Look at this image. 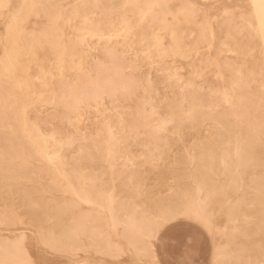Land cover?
Listing matches in <instances>:
<instances>
[{"label":"rangeland","instance_id":"obj_1","mask_svg":"<svg viewBox=\"0 0 264 264\" xmlns=\"http://www.w3.org/2000/svg\"><path fill=\"white\" fill-rule=\"evenodd\" d=\"M15 1H16V3H15ZM115 1H116L115 9L114 8L113 9L108 8L105 11H103L101 9V5L109 2V0H87V1L86 0H50V3H49L50 8L48 10H46V12H44L43 7L39 6L37 4L36 0H28V1L22 0V2H21V0H4V1L2 0V3H3L2 5H9L10 7H0V53L3 54V55L0 54V66H1V70H2L1 71L2 78H0V85H1L0 86L1 87L0 88V100L6 98L4 100H6V102H7V105H8V106L6 105L7 109L10 111L12 108L11 112L13 113V116L15 117L13 119L15 132H12V134L15 137H17L19 140L30 143L32 149L34 151L36 150V152L38 151V145L32 139V134H34V132H31L32 130H34L33 127L35 126V124L37 126L39 125L38 127L40 129H42V132L45 131L44 133L54 131L55 135L58 136L60 138V140L62 139L61 140L62 142H66L65 138H66L68 131H70V129H72L73 126H75V125H77V127H80V128H85L86 132L88 133V136L91 137V136H93V129H94L93 126L94 125H93V123H90V122H91V120L93 122V118L103 117V115L104 116L106 115L105 114V112H106L109 115H111L110 119H111L112 123H114L115 120L117 119V117L121 118L120 116L124 115L126 117L123 116V119H125V118L130 119L132 117V115H134L133 112H134V105L135 104H133V103H135L136 98L139 95H141V94H139V93H141L139 91V86L142 84L144 79H148V78L150 80H152L153 87L155 88L156 91H158L157 95L153 96L154 99L151 100L150 104L153 105V103H154L155 109L160 111V112H164L166 110V107L164 105H166L168 100L163 98V99H161V102H160V100H157V99L159 98V96H164V95L166 96L167 95L165 87H164V85H166V84L170 86V88L168 90L171 91L170 93H173V94L182 93V94L189 95V96L191 94L192 95L200 94L204 98L207 97V95H208L210 98H206L207 102H202V104L199 106V109L204 112L203 115H204L205 119L201 122L200 126L198 127V128L201 127L200 129H198V134L201 137H206V135H208V133L212 132L213 130H216L218 127L216 126L217 122H216L215 118H213L214 114L216 115V117L221 115V114L224 115L223 121H224L225 125L232 130V134L227 139L224 138V134L218 135L216 137V139H217L216 145H217V147H220V148L230 146L233 149V152L231 154L233 162L236 163V161L238 162V160L245 158L246 161L248 162V164L245 166L232 165L233 171L236 169V171H234V178H235L234 180H235V186H236L235 189L236 190L235 191L226 190L225 195H224L225 199H227V200L231 199L235 204H237L236 205L237 208L240 209V210H237L235 212L236 216L234 213L233 217L231 219H229L230 220L229 221L220 213V209L216 208V205L213 206L212 202L210 203L211 200H207L204 204V208L207 209L209 212H210V210L212 211L211 213L213 215V225H214V229L216 230V231L213 230L211 232L212 233L211 236H209V233L204 228H201L199 225H197L191 221H186V220L183 221V224L186 225V227L183 229V231L185 233H191L195 237V241L193 244V253H192L191 259L194 260L195 264H209V262L211 261L213 244L215 242H216V244L218 242H223V243L226 242V240L224 238H220L218 236L217 231L219 230V231L223 232L225 235L230 236V231H229L230 229H232V231L235 233V237L233 238L234 240L232 239V242L236 241L235 243H238V244L242 245L243 248H245L243 251L244 253L241 252L242 254H240L238 260L247 259L248 256H252L253 258H258L260 255V251H261L260 248L262 246H264V224H263L264 223L263 222V220H264V194H263L264 193V185H263L264 184V176H263L264 175L263 174L264 173V165H262V164H264V121H263L264 120V112H263L264 111V67H263L264 66V61H263L264 60V58H263L264 54H263V49H262L263 48L262 42H261V39L259 38V35L257 32L255 20L253 19L252 15H251L250 5H249L248 1L247 0H165L166 3L168 4V6L171 8H175L176 6L182 4L185 8H187V10L190 8L188 11H191L188 18H186L185 20H182L181 23H179L178 27H177L176 34L178 36V48H180L178 50L180 52H178L177 56L175 53H173L172 51H171L172 52L171 53L170 50H167L165 48V46H163V44L166 45L168 43V37L167 36L163 37V39H162L163 44H160V46H159L158 42H155L163 33V27L160 25L159 21L156 18L148 16L146 14H144V15L137 14L134 9L133 10L130 9L131 5L129 2H127V0H114V2ZM123 3H125V4H123ZM127 3H129V4L127 5ZM185 3H186V5H185ZM21 4H29V5L34 4V5H37V7H35V8L29 7V8L21 10L19 8V5H21ZM188 4L192 5V7H190V5H188ZM122 10L124 12H122ZM226 13H227V15H226ZM66 15H68V16H66ZM14 16L16 17L15 19H13ZM91 17H92V19H91ZM192 18L194 21L191 20ZM122 19H126V22H124ZM136 20H137V22H136ZM201 20H202V22H201ZM203 20H204V22H203ZM199 21H200V23H197ZM135 22H136V24H135ZM243 22H244V24H243ZM250 22L255 25V28L249 27ZM91 23L92 24L96 23L100 28L105 27L106 29L108 28V30H110V31L112 30V32L114 34V38L119 37V39L122 38L124 40L127 50L123 49L122 54H123V57L125 60H127V61L130 60V65L131 64L132 65L128 68H126V67L123 68V73H125V75L129 74L133 78L138 79V81H139V83L137 81V83L139 85H137L136 89L134 88V91L132 92V94H130V95L129 94H124V95L123 94L122 95L117 94L116 104L119 106L118 110L121 112V114H120V112L118 114V111H115V109H112L113 108L112 103L109 102L110 99L108 100L107 97L102 98V99H98L96 104L89 102L92 107L86 108L85 111L83 110V108H79L78 106H76L75 100L73 102H71V100H73V97L75 95V90H78L82 80L85 78H90V76H91L88 61H89L90 66H92V63H90V62H93L92 59H94V58L96 59L97 57L99 59L103 58L102 54L99 53L100 50H98L97 47L94 45V43L96 41L94 35L90 34V33H92V31L89 30L92 28V26L89 27V25H92ZM138 23H139V25H138ZM41 24H43V25H41ZM220 24H221V26H220ZM84 25H85V27H83ZM115 27H116L117 32L115 30ZM43 29H45V30H43ZM187 29H188V32L186 31ZM209 30H211V31H209ZM45 31L48 32V34ZM131 31H132V33H131ZM35 33H36V36H35ZM39 33H41L42 35H40ZM58 34H60L61 36L60 35L58 36ZM153 34H155V35H153ZM80 35L85 38V41L79 40V39H81ZM46 36H48V37H46ZM150 36H152V37H150ZM194 36H195V39H194ZM33 38H35L36 40ZM70 38L72 40H70ZM138 39H139V41H138ZM42 40H44V42H41ZM37 41H38V43H36ZM46 41H48V42L46 43ZM70 41H71V43H70ZM85 42L88 44H86ZM56 43H57V45H55ZM50 44L53 45V47L50 46ZM195 44H197V45H195ZM238 44H239V46H238ZM70 45L73 47H71ZM67 46H69V47H67ZM78 46L80 47V49ZM48 47H50V49ZM35 48H36V50H35ZM71 48H73V49H71ZM92 48L94 51L92 50ZM53 49H54V51H53ZM47 51H48V53H47ZM87 54L92 55V56H88ZM74 56H75V58H74ZM83 57H84V59H83ZM51 58H52V60H51ZM89 58H90V60H89ZM47 60L49 61V63L46 62ZM56 61H58V62H56ZM65 61H67L68 63H65ZM208 61H209V63H208ZM214 62H215V64H214ZM41 63H42V65H41ZM59 63H61L60 66H59ZM75 64H76V66H75ZM22 65H24V66H22ZM69 65L71 67H69ZM83 66H84V68H83ZM16 67H17V69H16ZM20 67H21V69H19ZM133 68H135V69H133ZM220 68H221L222 72L220 71ZM52 70H53V72H52ZM82 70H83L84 74H83ZM85 72H87V73H85ZM227 72H230V74ZM23 73L27 74L26 77H24L25 74H23ZM243 73H244V75H243ZM38 74L40 75V77H38ZM16 75L17 76L19 75V76L17 77ZM87 75H88V77H87ZM164 75H168V77H169L167 79L168 81L163 79ZM222 76H223V79L221 78ZM14 77H16V78L14 79ZM142 77H143V79H142ZM216 77H218V78H216ZM245 77H246V79H245ZM27 79L30 82H28ZM45 79H46V81H45ZM49 79H50V82H49ZM73 79L77 81V83H76V81H74L75 85L73 83ZM65 80H66V82H68V80H69V82L71 80L72 81L70 83L68 82L69 83V85H68V84H66ZM187 80L189 81V83ZM59 81H61V82L64 81L65 84L61 83ZM223 81H224V83H223ZM25 82L27 84H25ZM42 82H44V83H42ZM194 82H195V85H194ZM240 82L242 83V85ZM220 83H222V84L220 85ZM38 84H40V86ZM182 84H184V85H182ZM25 85H28V86L26 87ZM62 85H64V86H62ZM222 85H223V89H222ZM258 86L261 88V89H259V91H257L259 88ZM51 87H53V88H51ZM12 88L14 89L13 91H12ZM25 88H26V90H25ZM66 88L72 89L73 92H71L72 90H70V89H69L70 91L68 89L66 90ZM181 88H182V90H181ZM208 88H209V90H208ZM18 89L20 90L19 93H18V91H19ZM44 89H45V92H44ZM15 90L17 92H15ZM22 90H23V92H22ZM48 90H50V91H48ZM1 91L2 92L5 91L4 94ZM12 92L14 95L12 94ZM21 94H24V95L26 94V95L24 96ZM12 95H13V97H12ZM36 95L39 97H37ZM18 96H20V97H18ZM29 96H31V97H29ZM156 96H158V97H156ZM9 97L12 99L11 100L12 102H10ZM21 97H22V99H21ZM23 97H25L24 101H23ZM233 97H234V99H233ZM18 98H20V99H18ZM230 98H232V99H230ZM227 99H228V101H227ZM15 101H17L16 102L17 104L15 103ZM28 101L31 103H29ZM157 101L159 104L157 103ZM8 102L11 103V104L9 103L11 106L8 104ZM52 103H54V105ZM55 103H56V105H55ZM23 104H24V106H23ZM28 104H29V106H28ZM108 104L109 105L111 104L110 107ZM98 105L100 107H98ZM145 105H147V106H145ZM145 105L143 107H145L147 110L151 109V107H149V103H147ZM234 105H235V107H234ZM13 107H15V109ZM229 107H230V109H229ZM71 108H73V110ZM240 109H242V110H240ZM106 110H108V111H106ZM257 110H259V112ZM15 111L17 112V115H16ZM69 112H71V113L69 114ZM227 112H229V113H227ZM240 112H241V114H240ZM256 113H257V115H256ZM67 116H68V118H67ZM163 116H164V114L161 113L160 116L157 117L155 120L147 121L148 123L147 122H145V123L146 124L157 123V124H161L162 126L166 127L164 122L158 121ZM20 117H22V118H20ZM234 117L236 119H233ZM240 118H241V120H240ZM67 119H68V121H67ZM79 120H81V121L79 122ZM206 120H208V121H206ZM253 120H255L254 121L255 124H253L254 123ZM251 122H253V123H251ZM70 123L72 126L69 125ZM22 125H23V127H22ZM260 126H262L263 128L259 129ZM25 127H27V128H25ZM91 127H92V129H91ZM21 128H23V130ZM64 129H65V131H64ZM192 129L194 130L197 128H192ZM29 130H30V132H29ZM90 130H91V132H90ZM58 132H59V134H58ZM26 134H27L28 138L26 137ZM166 134L170 140H173L172 146H174V147L177 146L178 148H180V149L182 148V150L187 151L188 142H187L186 138H184V139L186 140L187 143L185 142L183 137L178 133L167 131ZM258 135H260V137ZM249 138H250V141L247 140ZM259 138H261V139H259ZM130 139H131V137L126 134L124 137L125 145L126 146L128 145L127 147H129V149H131L132 151L134 150L135 153H137L136 151L139 152V147L137 148L135 143H134V141L136 139H131V141L133 140L132 142L130 141ZM251 139L253 141V144L255 143L256 145L255 144L253 145L251 143L252 142ZM254 140H257V141H254ZM97 141H100L101 143H103L105 141L103 143V145L105 147L100 142H97ZM95 142H96L95 145L89 141H85V144L90 146L91 149H93L99 153V154L96 153V158L98 159V160L97 159L96 160L99 161L100 163H103V164L105 163L104 165H106L108 168H110L112 174L114 173V171L116 169H118V167H119V169H121L122 168V162L125 158V154L118 151L117 153H115L112 156L113 159L112 158L108 159L109 154L111 156V153L108 151V147H107L109 144V143H107L108 141L106 142L105 138H100L99 140H96ZM257 142H258V145H257ZM79 144H80L79 140H75V141L69 143L68 145L66 143H63V149L65 147H71L72 149L73 148L75 149V148H77V146ZM118 145L121 147L120 143ZM235 145H236V147H235ZM99 146L100 147L102 146V147L99 148ZM249 146H251V147H249ZM243 148H245L246 150L245 149L243 150ZM241 150H243V152H241ZM61 151H62V149H61ZM103 151L105 152V154ZM245 151L247 152V154ZM254 151H256V152H254ZM251 152H253V153H251ZM249 153H251L250 156H249ZM101 154H102V157H101ZM246 155H248V156H246ZM36 156L38 157V159L31 160V164L33 166V173L35 172L34 173V179L35 180L29 181V182L16 180L17 185L32 189V192L30 193V198H32L33 200L42 199V201L44 199V201L46 203L53 204V206L55 207L54 209H56V211H57V209H59V210H61V212L68 213V215L71 214L72 211L75 212V211L81 210L79 208H86V206L88 207V205H89L88 202L82 201L80 198L77 199V194L66 191L64 188L65 186L63 187L64 184L67 185V182L69 183V181H68V179H69V177H68L69 165L67 163L62 161V163H60V165H59V163H57L56 165L52 163L53 164L52 165L51 162L46 158V155L41 151L39 153H37ZM247 157H249V158H247ZM107 160H108V162H107ZM109 160H111V163H109L110 162ZM259 162H262V164L261 163L259 164ZM57 165H59V166L57 167ZM62 165H63V167H62ZM49 167H50L52 173H51V171H49V169H48ZM59 169L61 172L59 171ZM260 172H262V173H260ZM209 173L214 174V170L210 169ZM65 174H66V176H65ZM42 175H43V177H42ZM215 175L216 174H214V176ZM258 175H259V177H258ZM254 176H256V177H254ZM262 176H263V178H262ZM49 177H50V179H48ZM110 178H112V175L110 176ZM110 178L107 180V184L110 188H112V190H110V188H109V192L113 193V192L119 190L121 186H119L118 181L114 180L113 178L112 179H110ZM220 178H222L221 175H220V177H218V179H220ZM53 180L56 181L57 183L54 182ZM51 181H52V183H51ZM251 183H252V185H250ZM242 184H244V185H242ZM251 186H253V187H251ZM63 188H64V190H63ZM249 190H251V191L249 192ZM61 191H63V192H61ZM67 192H68V194H67ZM199 193H200V191H199ZM259 196H261V197H259ZM70 197L72 199H69ZM256 197L260 198L259 202L256 199ZM246 198L248 200H246ZM251 198H253V199H251ZM7 199L10 200L8 202H11V203L14 202L13 203L14 204V214H19V212L21 213L23 211L22 207H24V209H26L25 206H23L24 201L21 203V200L18 198L17 195H15V193L9 194ZM71 200L74 201V202H72V203H74L73 205H71L69 203ZM78 200H79V202H78ZM248 201H250V202H248ZM207 202H209V203H207ZM242 202L245 204H243ZM247 202L249 203L248 205H247ZM261 203H263V204H261ZM80 204H82V205H80ZM243 205L245 208L243 207ZM250 206H253V207H250ZM15 207H16V209H15ZM72 207H74V208H72ZM255 207H257V208H255ZM67 209L71 213H69ZM256 209H258V210L256 211ZM98 210L100 211L99 213H101L99 215H104L107 213L104 216L108 217L110 214V212L107 209H102V210L98 209ZM49 211H50V213H54L55 210L50 209ZM242 212H244V213L242 214ZM241 214L244 216L246 215L245 216L246 218L244 219L243 218L244 216H242ZM247 215L249 217H247ZM69 216H70V218H72V215H69ZM19 217L21 218V216H19ZM240 217H241V219H240ZM242 219H244V220H242ZM261 219H263V220H261ZM20 220H22L23 223H22V221L20 222L17 218H15L14 221L12 222V225L11 224H9L7 226L6 225H0V237H7V238L13 237V238H15L19 235H23L24 236V244L27 248V252H28L30 260L47 259L49 261H54V262H64V264L68 263L67 256L45 254L42 250V244H40V242L38 240L37 233L27 223V220L25 218H22ZM50 222L51 221L46 222L45 224L50 223ZM226 222H228V223H226ZM231 222H233V223H231ZM236 222L238 224L237 226H236ZM239 224H241V226ZM10 225H11V227H10ZM245 225H246V227H245ZM242 226H244L247 230L245 228L243 229ZM225 228H226V230H225ZM110 230L112 231V229H110ZM240 230H241V232H240ZM19 232H21V233H19ZM237 233H238V235H236ZM247 234H248V236H247ZM240 235H241V237H240ZM187 238L188 237L186 235L185 239H187ZM227 238H229V237H227ZM227 240H228V243L231 241L229 239H227ZM258 240H259V242H258ZM256 245L258 246L259 250H257L258 248L256 247ZM255 249H256V251H255ZM253 251L255 252V254H253L254 253ZM249 252H251V253L253 252V253L251 254ZM81 254L78 258L81 260H91L93 257H96V256H93L91 251L90 252L88 251L86 253H81ZM157 255L162 256L163 253L158 251ZM171 256H172V254H170L169 257H166V258H171ZM242 256H243V258H242ZM99 257L101 259H103L102 261H100V264H124V263L130 264L131 263V256L129 255V253H125L117 259L116 258H106V257L102 258V256H98V258Z\"/></svg>","mask_w":264,"mask_h":264},{"label":"bare ground","instance_id":"obj_2","mask_svg":"<svg viewBox=\"0 0 264 264\" xmlns=\"http://www.w3.org/2000/svg\"><path fill=\"white\" fill-rule=\"evenodd\" d=\"M23 1H28V0H23ZM247 1L250 5L251 15H252L253 19L255 20L257 32L259 35V29H260V23H261L260 15L262 12H264V9L261 8V4L264 3V0H247ZM21 2H22V0H21ZM36 2L39 6L43 7L44 12H46V10H48L50 8V5H49L50 0H36ZM127 2H129L131 5L130 9H132V10L134 9L137 14H142V15L146 14L148 16L156 18L159 21L160 25L163 27V33L155 42H158V44L160 46V44H163V42H162L163 37L167 36L168 37V43L166 45L163 44V46H165V48L167 50H170V52L172 51L173 53H175L177 56L178 52H180V51H178L180 48H178V36L176 34L177 27H178V24L181 23L182 20H185L186 18H188V16L191 13V11H188L190 8L187 10V8H185L182 4L176 6L175 8H171L168 6V4L166 3L165 0H127ZM15 3H16V1H15ZM115 3H116V1L114 2V0H109V2L101 5V9L103 11H105L108 8L109 9H113V8L115 9ZM129 3H127V5ZM2 4H3L2 0H0V5H2ZM123 4H125V3H123ZM157 4L166 5V7H163V8L149 7L150 5H157ZM185 5H186V3H185ZM188 5H190V4H188ZM190 7H192V5H190ZM122 12H124V11L122 10ZM66 16H68V15H66ZM91 19H92V17H91ZM122 20L124 22H126V19H122ZM191 20L194 21L193 18ZM136 22H137V20H136ZM136 22H135V24H136ZM201 22H202V20H201ZM203 22H204V20H203ZM139 23H138V25H139ZM197 23H200V21ZM243 24H244V22H243ZM41 25H43V24H41ZM90 26H92V28L89 29L92 31V33H90V34H93L95 39H96L94 45L97 47L98 50H100L99 53L102 54L103 58L99 59L97 57L96 59L95 58L92 59L93 62H90V63H92V66H90L89 61H88L91 76H90V78H85L82 80L78 90H75L72 87L75 90V95L73 97V100H71V102H73L75 100L76 106H78L79 108H83V110L85 111L86 108L92 107L89 102L96 104L98 99H102V98L107 97L108 100L110 99L109 102L112 103V107H113L112 109H115V111H118V114H119V112H120L118 110L119 106L116 104L117 94H119V95H122V94L123 95L124 94L130 95V94H132V92L134 91V88L136 89L137 85H139L138 84L139 81H138V79L133 78L131 75H129V74L125 75V73H123V68H125V67L128 68L132 65V64L130 65V60L129 61L125 60L123 57V54H122L123 49L127 50L124 40L122 38L119 39V37L114 38V34H113L112 30L110 31V30H108V28L106 29L105 27L100 28L96 23L89 25V27ZM220 26H221V24H220ZM83 27H85V25ZM43 30H45V29H43ZM115 30H116V27H115ZM186 31L188 32V29ZM209 31H211V30H209ZM116 32H117V30H116ZM46 33L48 34V32H46ZM131 33H132V31H131ZM39 34L42 35L41 33H39ZM59 35L60 34H58V36ZM153 35H155V34H153ZM35 36H36V33H35ZM46 37H48V36H46ZM150 37H152V36H150ZM259 38H260V35H259ZM33 39H35V38H33ZM194 39H195V36H194ZM70 40H72V39L70 38ZM79 40L85 41V38L83 36H81V39H79ZM138 41H139V39H138ZM41 42H44V40H42ZM47 42L48 41H46V43ZM261 42H262V46H263L262 49H263V54H264V41L261 40ZM36 43H38V41ZM70 43H71V41H70ZM86 44H88V43H86ZM55 45H57V43ZM195 45H197V44H195ZM50 46L53 47V45H51V44H50ZM238 46H239V44H238ZM67 47H69V46H67ZM71 47H73V46H71ZM36 48H35V50H36ZM48 48L50 49V47H48ZM71 49H73V48H71ZM79 49H80V47H79ZM92 50H93V48H92ZM53 51H54V49H53ZM47 53H48V51H47ZM1 55H3V54H1ZM88 56H92V55H88ZM74 58H75V56H74ZM263 58H264V55H263ZM83 59H84V57H83ZM51 60H52V58H51ZM89 60H90V58H89ZM46 62L49 63L48 60ZM56 62H58V61H56ZM65 63H68V62L65 61ZM208 63H209V61H208ZM214 64H215V62H214ZM41 65H42V63H41ZM60 65H61V63H59V66ZM22 66H24V65H22ZM75 66H76V64H75ZM69 67H71V66L69 65ZM83 68H84V66H83ZM16 69H17V67H16ZM19 69H21V67ZM133 69H135V68H133ZM1 71L2 70H1V66H0V78H2ZM220 71H221V68H220ZM52 72H53V70H52ZM82 72H83V70H82ZM25 73H23V74H25ZM85 73H87V72H85ZM227 73L230 74V72H227ZM83 74H84V72H83ZM26 75L27 74H25V76L24 75L23 76L26 77ZM243 75H244V73H243ZM38 77H40L39 74H38ZM87 77H88V75H87ZM143 77H142V79H143ZM15 78L16 77H14V79ZM168 78H169L168 75L163 76L164 80H167ZM216 78H218V77H216ZM221 78L223 79V76ZM245 79H246V77H245ZM45 81H46V79H45ZM74 81H76V80L73 79V83L75 85ZM137 81H138V83H137ZM28 82H30V81L28 80ZM49 82H50V79H49ZM59 82H61V81H59ZM65 82H66V80H65ZM68 82H69V80H68ZM68 82H66V84L69 85L70 82L69 83ZM42 83H44V82H42ZM61 83H64V81ZM76 83H77V81H76ZM188 83H189V81H188ZM223 83H224V81H223ZM25 84H27V83L25 82ZM221 84L222 83H220V85ZM38 85L40 86V84H38ZM182 85H184V84H182ZM194 85H195V82H194ZM241 85H242V83H241ZM25 86L27 87L28 85H25ZM62 86H64V85H62ZM164 87H165L167 95L166 96L165 95L164 96L158 95L159 98L157 99V100H160V102H161V99H163V98L168 100L166 105H164L166 107V110L164 112H160V111L156 110L154 103H153V105L150 104L151 100L154 99L153 96L157 95L158 91H156L155 88L153 87L152 80H150L149 78L144 79L142 84L139 86V91L141 92L139 94H141V95H139L136 98L135 103H133V104H135L134 105V112H133L134 115H132V117L130 119H128V118L123 119L124 115L120 116L121 118H119L115 115L117 117V119L115 120L114 123H112V121L110 119L111 115H109L106 112H105V114H106L105 116L102 114L103 117L93 118V122H92V120L90 122V123H93V125H94V126L92 125L94 129H93V136H91V137L88 136V133L86 132L85 128H80V127H77V125H75V126H73L72 129L69 128L70 131H68L66 138H65L66 142H62L61 141L62 139L60 140V138L55 135L54 131L44 133L45 131L42 132V129H40L38 127L39 125L37 126L35 124V126L33 127L34 130H32L31 132H34V134H32V139L38 145V151L37 152H36V150L34 151L32 149L30 143L19 140L17 137H15L12 134V132H15L14 131V123H13V119L15 117L13 116V113L11 112L12 108L10 111L7 109L8 105H7L6 100H4L6 98L1 99L0 100V225H6V226L9 224L12 225V222L14 221L15 218H17L20 222L22 221L20 219L25 218L27 220V223L37 233L38 240H39L40 244H43L44 241H48L49 243H59V244H61V246H65V245L67 246V249H68L67 254L62 255V256H67V259H68L67 264H100V261H102L103 259H101L100 257L98 258V256H102V258L106 257V258H116L117 259L125 253H129V255L131 256V263L129 262L130 264H139V261L143 258V255H144L142 249L139 247V238H140L141 231H142V229L148 228L150 218L155 213H157L163 209L177 208V207H179V208L190 207L191 210L194 212L195 211L202 212L206 216L208 223H209V226L211 228V232H212L213 230H215L214 225H213V215L211 213L212 211L210 210V212H209L207 209L204 208L205 202L207 200H211L210 203L212 202L213 206L216 205V208L220 209V213L226 219H228V220L231 219L233 217L234 213L237 210H240L237 208V206H236L237 204H235L231 199L227 200L224 197L226 190H233V191L236 190L235 189L236 188L235 180H234L235 179L234 178V171H236V169L233 171L232 165L245 166L248 164V162L246 161L245 158L240 159V160H238V162L236 161V163H234L232 160V156H231L233 149L230 146L220 148V147H217V145H216V140H217L216 137L218 135L224 134V138L227 139L231 136L232 130L225 125V123L223 121L224 115L221 114V115L216 117V115L214 114L213 118H215V120L217 122L216 126L218 128L216 130H213L212 132L208 133V135H206V137H201L198 134V129H200L201 127L200 128H198V127L200 126L201 122L205 119V117L203 115L204 112L199 109V106L202 104V102H207L206 98H210V97L207 95V97L204 98L200 94H198V95L197 94L196 95L191 94L190 96L182 94V93L173 94V93H170L171 91L168 90L170 88L169 85L166 84V85H164ZM13 88H12V91L14 90ZM51 88H53V87H51ZM67 89L68 88H66V90ZM222 89H223V85H222ZM259 89H261V88L259 87L258 90L257 89L256 90L259 91ZM25 90H26V88H25ZM50 90H48V91H50ZM70 90H72V89H70ZM181 90H182V88H181ZM208 90H209V88H208ZM4 92H2V93L4 94ZM15 92H17V91L15 90ZM19 92H20V90L18 91V93ZM22 92H23V90H22ZM44 92H45V89H44ZM71 92H73V90ZM12 94H13V92H12ZM13 95H12V97H13ZM21 95H24V94H21ZM158 96H156V97H158ZM18 97H20V96H18ZM29 97H31V96H29ZM37 97H39V96H37ZM24 98L25 97H23V101H24ZM9 99H10V102H12L11 101L12 99L10 97H9ZM18 99H20V98H18ZM21 99H22V97H21ZM230 99H232V98H230ZM233 99H234V97H233ZM17 101H15V103ZM227 101H228V99H227ZM10 102H8V104ZM29 103H31V102H29ZM56 103H55V105H56ZM147 103H149V107H151V109H149V110H147L145 107H143ZM157 103H158V101H157ZM52 104L54 105V103H52ZM110 105H109V107H110ZM23 106H24V104H23ZM28 106H29V104H28ZM145 106H147V105H145ZM98 107H100V106L98 105ZM234 107H235V105H234ZM13 108L15 109V107H13ZM71 109L73 110V108H71ZM229 109H230V107H229ZM240 110H242V109H240ZM106 111H108V110H106ZM257 111L259 112V110H257ZM70 113L71 112H69V114ZM161 113L164 114V116L162 118H160L158 121L164 122L166 127L162 126L161 124H157V123H153V124H146L145 123L147 121L155 120L157 117L160 116ZM227 113H229V112H227ZM257 113H256V115H257ZM120 114H121V112H120ZM240 114H241V112H240ZM16 115H17V112H16ZM22 117H20V118H22ZM124 117H126V116H124ZM67 118H68V116H67ZM241 118H240V120H241ZM233 119H236V118L234 117ZM67 121H68V119H67ZM80 121L81 120H79V122ZM206 121H208V120H206ZM254 121L255 120H253V122ZM253 122H251V123H253ZM253 124H255V122ZM69 125L72 126L71 123ZM22 127H23V125H22ZM25 128H27V127H25ZM192 128H197V129L193 130ZM260 128H263V127L260 126L259 129ZM21 129L23 130V128H21ZM91 129H92V127H91ZM30 130H29V132H30ZM64 131H65V129H64ZM167 131L178 133L183 137V139L186 138V140L188 142L187 151L182 150V148L180 149L177 146L176 147L172 146L173 140H170L167 137V134H166ZM59 132H58V134H59ZM90 132H91V130H90ZM126 134L128 136H130L131 139H136L134 141V143H135L137 148L139 147V152L136 151L137 153H135L134 150L132 151L131 149H129V147H127L128 145L127 146L125 145L124 137ZM258 136L260 137V135H258ZM26 137H27V134H26ZM100 138H105L106 142L108 141L107 143H109L107 147H108V151L111 153V156L109 154L108 159L112 158V156L115 153H117L118 151L125 154V158L122 162V168L119 169V167H118V169H116L113 174H112L110 168H108L106 165H104L105 163L103 164V163H100L99 161H97L98 159L96 158V153H98V152L91 149L90 146L85 144V141H89L95 145L96 144L95 141L99 140ZM131 139H130V141H131ZM259 139H261V138H259ZM75 140L80 141V144L77 146V148L72 149L71 147H65L63 149V143H66L68 145L69 143H71ZM186 140H185V142H186ZM247 140L250 141V138ZM251 141H252V139H251ZM254 141H257V140H254ZM97 142H100V141H97ZM103 143H101V144L103 145ZM119 143L121 144V147L118 145ZM251 143L253 144V141ZM257 145H258V142H257ZM101 147L99 146V148H101ZM235 147H236V145H235ZM249 147H251V146H249ZM61 149H62V151H61ZM244 149L245 148H243V150ZM243 150H241V152H243ZM40 151L46 155V158L51 162V164L53 163L56 165L57 163H59V165H60V163H62V161H63L69 165L68 177L70 180L68 179L69 183L67 182V185L64 184L63 187L65 186L64 188L66 191L77 194V199L80 198L82 201H86L89 204L88 207L86 206V208H79L81 210H78L75 212L72 211V213L69 212V210L67 209L68 212L71 213L69 215H72V218H70L68 213L61 212V210H59V209H57V211H56V209H54L55 207L53 206V204L46 203L44 201V199H43V201H42V199L33 200L32 198H30V193L32 192V189L25 188V187H22V186H19L16 184L17 183L16 180H21V181H25V182L35 180L34 179V173L35 172L33 173V166L31 164V160L38 159V157L36 155ZM254 152H256V151H254ZM251 153H253V152H251ZM251 153H249V156ZM104 154H105V152H104ZM246 154H247V152H246ZM246 156H248V155H246ZM101 157H102V154H101ZM247 158H249V157H247ZM111 160H109L110 161L109 163H111ZM107 162H108V160H107ZM260 163L262 164V162H259V164ZM59 165H57V167ZM63 165H62V167H63ZM262 165H264V164H262ZM48 169H49V171H51L50 167ZM210 169L214 170V174H216L215 176L213 173L212 174L209 173ZM59 171H60V169H59ZM262 172H260V173H262ZM51 173H52V171H51ZM111 175H112V178L114 180L118 181L119 186H121L119 190H117L113 193L109 192L110 187L107 184V180L110 178ZM220 175L222 178L218 179V177H220ZM259 175H258V177H259ZM65 176H66V174H65ZM256 176H254V177H256ZM263 176H262V178H263ZM42 177H43V175H42ZM112 178H110V179H112ZM48 179H50V177ZM54 182H56V181H54ZM51 183H52V181H51ZM242 185H244V184H242ZM250 185H252V183ZM251 187H253V186H251ZM64 188H63V190H64ZM110 190H112V188H110ZM199 191H200V193H199ZM250 191L251 190H249V192ZM61 192H63V191H61ZM14 193L21 200V203L24 201L23 206H25V208H26V209H24V207H22L23 211L21 213L19 212V214H14V204H13L14 202L13 203L8 202L10 200L7 199L9 194H14ZM67 194H68V192H67ZM261 196H259V197H261ZM69 199H72V198L70 197ZM251 199H253V198H251ZM256 199L259 202L260 198L256 197ZM246 200H248V199L246 198ZM250 201H248V202H250ZM72 202H74V201L71 200L69 203L71 205H73L74 203H72ZM78 202H79V200H78ZM248 202H247V205L249 204ZM207 203H209V202H207ZM243 204H245V203H243ZM261 204H263V203H261ZM80 205H82V204H80ZM243 207H244V205H243ZM250 207H253V206H250ZM72 208H74V207H72ZM255 208H257V207H255ZM15 209H16V207H15ZM50 209L55 210L54 213H50V211H49ZM98 209H101V210L107 209L110 212V214L108 213L109 216L108 217L104 216L107 213L104 215H99L101 213H99L100 211ZM258 209H256V211ZM243 213L244 212H242V214ZM19 216H21V218ZM235 216H236V213H235ZM242 216H244V215H242ZM245 216L243 217L244 219L246 218ZM247 217H249V216L247 215ZM240 219H241V217H240ZM244 219H242V220H244ZM261 220H263V219H261ZM49 221H51V222L45 224L46 222H49ZM263 222H264V220H263ZM22 223H23V221H22ZM226 223H228V222H226ZM231 223H233V222H231ZM11 225H10V227H11ZM237 225L238 224L236 222V226ZM239 225L241 226V224H239ZM245 227H246V225H245ZM245 227L242 226L243 229ZM110 229H112V231ZM225 230H226V228H225ZM229 231H230V236H227L223 232L218 230L217 231L218 236L220 238H224L226 240V242H224V243L218 242L217 244L215 242L213 244V249H214V247H215V249H217V254H216L215 258L217 260L221 261L222 264H232V262L238 261L240 254H242L241 252H243L245 249V248H243L242 245L235 243L236 241L232 242V239L235 237V233L232 231V229H230ZM240 232H241V230H240ZM19 233H21V232H19ZM236 235H238V233ZM247 236H248V234H247ZM227 237H229V238H227ZM240 237H241V235H240ZM227 239H229L231 241L228 243ZM258 242H259V240H258ZM256 247L258 248L257 245H256ZM213 249H212V254H211V261L213 260ZM257 250H259V248ZM88 251L89 252L91 251L93 256H96V257H93L91 260L78 259L81 253H86ZM255 251H256V249H255ZM249 253H251V252H249ZM253 254H255V252ZM242 258H243V256H242ZM29 260H30V258H29L28 252H27V248L24 244V236L23 235H19L15 238H13V237L12 238L0 237V261L14 262V264H25V262L29 261Z\"/></svg>","mask_w":264,"mask_h":264},{"label":"snow or ice","instance_id":"obj_3","mask_svg":"<svg viewBox=\"0 0 264 264\" xmlns=\"http://www.w3.org/2000/svg\"><path fill=\"white\" fill-rule=\"evenodd\" d=\"M0 7H10L9 5H0ZM35 8L37 5L21 4V10L26 8ZM152 8H163L166 5H150ZM264 9V3L261 4ZM227 15V13H226ZM16 17L14 16L13 19ZM260 39L264 41V12L260 15ZM250 28H255V25L249 23ZM191 221L201 228L208 231L209 236L212 235L206 216L199 211H192L190 207L186 208H167L155 213L149 221V226L142 229L139 238V247L144 255L139 261V264H195L191 259L193 253V244L195 237L191 233H185L183 229L186 225L183 221ZM187 235V239L185 236ZM42 250L45 254L51 255H66L68 252L67 246H61L59 243H49L44 241ZM163 253L158 256L157 252ZM172 254L171 258L169 255ZM217 249H213V260L209 264H222L216 257ZM0 264H14V262L0 261ZM25 264H64V262H54L47 259H37L26 261ZM232 264H264V246L261 247L258 258L249 256L247 259H240L232 262Z\"/></svg>","mask_w":264,"mask_h":264}]
</instances>
